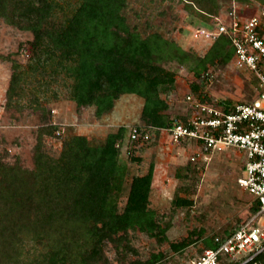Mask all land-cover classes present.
Here are the masks:
<instances>
[{"label":"trees","instance_id":"1","mask_svg":"<svg viewBox=\"0 0 264 264\" xmlns=\"http://www.w3.org/2000/svg\"><path fill=\"white\" fill-rule=\"evenodd\" d=\"M79 1L70 15L57 21L56 0H0V19L33 33L29 67L46 72L51 66L52 77L61 71L71 76L72 98L77 102L95 105L101 115L112 110L121 95L135 93L145 98L147 126L171 127L175 119L163 111L169 107L175 72L163 63L184 60L190 52L154 28L150 18L142 29L130 16V0ZM181 1L194 9L202 24L212 25L215 17L233 8L234 1L244 5L250 0ZM233 55L231 40L221 35L203 55L195 56L194 72L204 81L211 67L227 65ZM21 79L22 72L15 65L7 92L9 102L18 93ZM200 87L194 84L192 91L201 101L225 109L234 104L209 100L199 92ZM54 128L48 123L39 132L33 168L0 159V264H23L24 246L31 241L45 248L37 264H100L105 260L107 242L123 259L137 253L129 239L131 229L165 240L166 228L150 208L153 165L146 174L133 177L120 209L125 168L119 161V142L124 140L125 128L109 133L99 144H92L85 135L71 136L63 141L60 154L52 156L43 148V136ZM183 142L196 146L192 140ZM192 203L188 198L176 199L178 206ZM258 208L253 201L252 213ZM240 224L210 238L206 248H217L216 237L225 239ZM172 246L179 250L186 245ZM161 257L152 254L128 264H155ZM254 262L264 264V253L245 264Z\"/></svg>","mask_w":264,"mask_h":264},{"label":"rangeland","instance_id":"2","mask_svg":"<svg viewBox=\"0 0 264 264\" xmlns=\"http://www.w3.org/2000/svg\"><path fill=\"white\" fill-rule=\"evenodd\" d=\"M56 1L59 4L57 21L64 20L80 2ZM129 10L132 20L142 29L150 18L154 28L190 52L184 60L163 63L165 68L175 72L174 88L167 98L169 107L163 111L165 114L174 119L190 115L188 94L200 100L192 91L194 84H201L199 92L214 102L247 103L256 99L257 92L262 90L253 71L248 68L236 70L230 61L224 66L211 67L204 81L194 72L195 56L203 55L212 42L193 36L201 20L183 1L130 0ZM163 11L165 14L161 15ZM222 17L229 20L226 11ZM33 38L30 30L0 19V159L33 168L38 135L48 123L55 128L43 136V148L52 156L60 154L63 141L71 136L85 135L92 144H99L109 133L124 127L125 137L119 142V161L125 168L120 209L126 203L133 177L146 174L154 166L150 208L155 210L157 219L166 228L165 240L131 229L129 239L137 253L123 259L107 242L105 260L100 264H128L136 258L147 259L152 254H162L155 264H195L206 245H210V238L230 231L250 217L253 196L238 183V178L245 175L243 158L238 150H217L207 161H193L195 147L172 140L164 128L145 124V98L135 93L121 95L112 110L98 114L95 105L85 101L79 103L72 98L74 79L71 76L61 71L52 77L51 66L46 72L29 67ZM15 65L22 72V79L18 93L9 102L7 92ZM162 96L165 97L166 92ZM134 126L141 132L133 141L130 133ZM146 133L147 138L144 137ZM178 197L191 199L193 203L178 206ZM255 202L259 206V202ZM182 243L186 246L179 250L172 246ZM41 252H45L42 245L27 242L23 264H37ZM248 254L243 251L235 257L223 255L222 262L235 264Z\"/></svg>","mask_w":264,"mask_h":264},{"label":"built area","instance_id":"3","mask_svg":"<svg viewBox=\"0 0 264 264\" xmlns=\"http://www.w3.org/2000/svg\"><path fill=\"white\" fill-rule=\"evenodd\" d=\"M233 4L231 10H226L228 21L221 14L212 25L201 23L192 34L207 42L221 35L228 36L234 47L230 65L236 70L253 71L262 90L253 101L234 103L227 109L188 94L190 115L185 120L175 119L164 130L176 142H195L193 161H207L217 150H238L245 172L238 183L253 196V201L259 202V208L225 239L216 237L219 246L206 248L195 264H223V255L235 257L243 251L249 254L236 264H245L264 253V0H250L244 5L234 1ZM140 132L134 126L130 137L138 139Z\"/></svg>","mask_w":264,"mask_h":264}]
</instances>
